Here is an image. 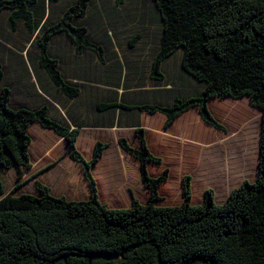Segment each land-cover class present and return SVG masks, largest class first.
Returning a JSON list of instances; mask_svg holds the SVG:
<instances>
[{
	"label": "trees",
	"instance_id": "obj_1",
	"mask_svg": "<svg viewBox=\"0 0 264 264\" xmlns=\"http://www.w3.org/2000/svg\"><path fill=\"white\" fill-rule=\"evenodd\" d=\"M61 1L0 0V16H7V26L16 31L21 23L26 42L32 45L33 38L36 40V55L26 62L32 67L34 81L26 83L25 89H31L42 100L52 102L53 98L58 102L47 92L57 88L66 103H76L82 88L69 80V75L79 72L74 81L95 82L85 78L89 72L79 65L74 72L61 66L49 48L57 37L65 36L71 41L76 55L92 52L101 64L105 62L104 53L110 51L107 60L114 61L102 82L114 89L107 99L91 104L92 113L98 112L102 118V123L91 127H113L115 123L135 128L138 148L124 138L118 143L125 154L139 162L141 183L149 197L145 205L132 199L126 209H107L98 201L90 173L107 144L96 142L92 158L86 161L75 149L80 129L87 127L84 121L70 128L53 119L48 106L40 103L33 110L12 108L10 90L1 88L0 264H264V0H150L161 22L158 48L150 63L151 91L127 85L124 68L111 53V37L105 35L104 42L93 40L82 25L95 0H69L67 5ZM126 1L115 0V4L120 6ZM134 38L131 44L140 36ZM0 48L6 49L1 44ZM14 48L9 49L14 52L11 54H17L18 47ZM178 51L181 70L197 85L191 93H198L187 99L169 96L167 106L155 101L134 103L132 94L154 92L165 86V65ZM20 52L28 53L25 48ZM21 56L14 58L26 66ZM2 65L1 62L0 83L5 70ZM29 68L23 69L20 77L26 78ZM126 69L129 70L127 63ZM37 87L50 98H41ZM120 89L123 93H119ZM131 89L135 91L129 94ZM244 98L261 113L258 173L254 181L241 182L220 204L215 203L214 192L208 189L202 203L193 206L191 177L186 175L182 179V202L160 206V187L167 182L169 171L164 169L157 177L149 175L148 165H159L162 160L150 151L146 130L134 119L141 114L163 116L162 129L167 131L179 117L198 109L203 123L226 133L211 114L209 102ZM71 108L77 110L73 105ZM33 123L67 141L69 157L80 165L88 184V200L54 197L40 182L35 184L39 196L15 194L30 169L28 131ZM103 255L116 259L105 260Z\"/></svg>",
	"mask_w": 264,
	"mask_h": 264
},
{
	"label": "rangeland",
	"instance_id": "obj_2",
	"mask_svg": "<svg viewBox=\"0 0 264 264\" xmlns=\"http://www.w3.org/2000/svg\"><path fill=\"white\" fill-rule=\"evenodd\" d=\"M61 2L62 5H67L70 1L62 0ZM156 12V8L150 0H127L120 6L115 4V0H95L91 10L82 20V25L86 27L91 39L104 42L105 35L111 37V49L113 50L111 53H115L116 59L124 68L123 80L125 83L135 87L139 85L140 89L149 91L152 90L153 85V82L149 78L150 63L152 56L158 48L161 33V22L158 18L159 15L157 16L158 12ZM98 14H100L99 17ZM6 22H8L7 16L1 15L0 44L6 49L0 48V63L2 62V66L5 68L0 89L7 88L10 90V106L12 108L24 107L33 110L38 105L39 98H37L31 89L26 90L25 84L34 81L32 67L30 66L29 68V63L26 62H29V57L36 55L35 39L33 38L32 45L27 43V36H25L26 32L23 25L19 23V31H12ZM21 32L24 34L22 35ZM137 35L140 38L136 43L131 44V41H134V37ZM38 38L39 36L36 39ZM65 38V36H60L52 42L49 47L52 55L60 61L62 67H67L69 71L74 72L77 65H79L81 69L89 72L85 78L95 81L94 83L78 81L77 86L82 88V93L76 103L71 102L68 106L73 105L76 107L87 124L102 123L100 114L98 112H94L93 114L90 107L95 101L105 100L104 98L107 99L111 95L110 91L114 87L106 86L102 81H105V71L114 59L111 61L107 60L110 51L109 53H104V64H101L92 52L87 51L84 54L76 55L73 44ZM14 46L18 47L17 54H11L14 52L9 50L13 49ZM22 47L26 49L27 54H20V48ZM178 52L171 56L165 65V74L167 71L168 75L165 76L163 83V85L170 84L174 92H166L161 88L154 92L132 94L135 89H131L129 94H132L133 98H135L134 103H150L151 101H155L162 106H167L170 97L175 95L183 97L185 96V89L191 91L193 87H197L194 80H191L181 70L180 52ZM19 55H22L21 57H23L26 66L19 65V60H15L14 56ZM126 63L129 70L126 69ZM27 68L30 70L28 76L26 78L20 77L24 73L23 69ZM38 71V73L43 74L41 70ZM75 74L80 73L76 72ZM75 74H70L69 78L73 80L76 77ZM45 79L42 78L43 81ZM124 81H121V83L124 84ZM47 92L56 99H66L57 88L52 87V90H48ZM119 93H123V90L120 89ZM126 98L129 99V96L126 95ZM208 107L213 117L226 128V133L206 126L199 118V115L194 114L196 113L194 111L188 114L190 115L189 119L187 118L188 116L181 118L177 123V127L172 131H164L161 127L162 119L159 120L160 118L158 117L151 120L148 115L141 114L138 118L141 128L146 130V139L150 151L162 160L159 165H148L149 175L157 177L162 170L168 169L169 171L167 182L160 188L159 194L162 197L160 206H176L182 202V179L186 175L191 177V205L193 206H198L202 203L203 194L208 189L213 190L215 203L218 204L225 200V195L238 187L241 182L244 180L253 182L257 176L261 126L260 111L252 108V106L250 107L246 98L238 101L231 99L212 100ZM238 110H241L242 113H239ZM69 114V116H73L71 115V111ZM65 116L68 119L67 113ZM193 116L195 120L190 121ZM64 121L68 123L65 119ZM134 121H137V119H134ZM121 122L123 121L121 120ZM204 128L208 130V136H205L203 133L202 129L204 130ZM41 131L40 126L36 124L29 130L33 144H30L32 150L36 148L37 140H40ZM103 132L110 133L111 131L103 130ZM120 135L124 134L116 132V136ZM124 136L129 144L136 141L131 135L127 134ZM182 136L184 140H181ZM88 137L93 138V136ZM94 137L96 141L98 140L110 147L113 145V141H115V135L114 137L111 135L107 136L105 137L106 139H103L102 136V139L99 140L95 133ZM120 138L124 137L120 136ZM167 139L169 140L167 141ZM75 148L86 161L91 159V148H87L86 146L79 148L77 144ZM63 154L66 155L62 151L58 158L62 157ZM115 156L117 155L115 154ZM136 169L137 173L135 176L137 178L139 170L138 167ZM90 172L96 183L94 174L97 172L96 175H102V169L97 167L96 171L93 165L90 168ZM30 183V185L25 187V190L22 188V192L30 189V187L32 189L33 182L31 181ZM55 186L57 188L61 187L59 178L56 180ZM99 186L102 191L101 184ZM96 189L97 195H99L98 187ZM139 192V189L135 192L136 200L145 203L147 193L145 190L142 193ZM73 195H76L75 192ZM106 200L109 202L105 203L100 198L98 199L107 209H126L129 207L127 202H120L113 198H106Z\"/></svg>",
	"mask_w": 264,
	"mask_h": 264
},
{
	"label": "crops",
	"instance_id": "obj_3",
	"mask_svg": "<svg viewBox=\"0 0 264 264\" xmlns=\"http://www.w3.org/2000/svg\"><path fill=\"white\" fill-rule=\"evenodd\" d=\"M68 79L71 80L70 78ZM71 81L73 83L78 84L77 83L78 81H74V80H71ZM37 88H38L39 94L41 95V98L43 97L50 98L49 96H46L45 94H43L40 91L39 87ZM161 88H163L164 90H168L169 86L165 85ZM195 88L196 87H193L192 91ZM184 94L185 96L183 97L178 96V97L182 99H187L192 95L191 91L186 90V89L184 90ZM36 96L37 98H39L38 95ZM50 99L52 102L46 101L44 99L42 100L39 98L38 105L39 103L43 105L44 104L47 105L49 108V115L53 117V119L61 123H65L64 120L62 119V116L59 115L60 113L57 110V109H60V111L64 113V116L67 113L69 120L66 117L65 118L67 119L68 123L70 124L68 125L71 128H73L75 124L80 123L81 121H84L82 115L79 114L77 110H73L71 106H68L71 102L66 103V101H64L65 99H62V100L59 99L58 102L57 100L53 98H50ZM70 111L75 113L74 116H69L68 113ZM193 111L196 112L194 114H198L196 109H193L187 112L183 116L179 117L175 121V123L170 126L168 130L172 131L174 128H176L177 123L181 120V118L188 116L187 118L189 119L190 115L188 114H190ZM194 116L191 118L190 121L195 120ZM139 117L140 115L137 116L136 119L140 125V121L138 119ZM149 117L151 120L156 117L160 118L159 120L162 119L161 120L162 125L165 120V118L160 115L149 116ZM84 123L87 126V128H82L80 130L76 144L79 146V148L82 146L91 148L92 149L91 156L93 154L94 146L96 142H98V140L96 141V138L94 137L95 133L97 134V139L99 140L102 139V136H103V139H106L105 137L107 136L111 135L112 137H114L115 135V138H114L115 141H113V145L111 147L107 145V148L105 149L102 157L99 159V161L96 164H94L96 171H97V167H100L102 169V172H101L102 175H96L97 172L94 174V177L96 180V187H98V192H99L98 199L100 198L101 201L106 203V202H109L108 200H106V198L107 199L113 198L114 200H117L120 202H125V203L127 202V205L130 206L132 199H136L135 198L136 190L139 189L140 190L139 193H142L144 190L147 193L146 202L145 203L140 202V203L143 205L147 204L149 194H148L147 189L141 183L139 162L133 160L131 157L125 154V152L120 148L119 143H118L120 136H123L125 139L124 135L128 134V135H131L134 140H136V141L133 140L134 142L131 143L130 145L133 146L134 148H138L139 143L136 138L135 128L130 125H126V124L117 126V124L115 123L113 127L99 126L97 128H94V127H91L92 125L87 124L85 121ZM35 124L36 123L31 124V126L29 127V130ZM40 129L42 131L40 132V140H37L36 148L32 150V147H30L29 149L30 169L24 174L21 180L22 185L15 192V194L20 195L22 193H26V194H31L34 196H39L36 190L35 184L36 182H40L41 184L49 188L50 194L54 197H64L67 201L88 200L90 197L88 184L84 178L80 165L74 162L73 160H71L69 157V153L68 152L66 153L67 145H68L67 141L63 137L58 136L57 134H55V132L51 130L43 129L41 126H40ZM103 130L105 131L110 130L111 132L105 133L103 132ZM116 132H122L124 135L116 136ZM88 136H93V138H89ZM183 138L184 137L182 136L181 140H184ZM31 144H32V140H31ZM62 151L65 152L66 155L63 154L62 157L58 158L59 154L62 153ZM32 152H34V154H32ZM115 154L117 156H115ZM137 167L139 170V176L136 178L135 174L137 173V169H136ZM58 178L61 181V187L57 188L55 186V183ZM31 181L33 182L32 189L30 187V189H27L26 191L22 192V188L25 190V187L30 185ZM100 184L103 189L102 191L99 186ZM69 186L71 187V189ZM74 192L76 195H73ZM230 192L225 195L226 198L228 197ZM222 202H224V200Z\"/></svg>",
	"mask_w": 264,
	"mask_h": 264
},
{
	"label": "clouds",
	"instance_id": "obj_4",
	"mask_svg": "<svg viewBox=\"0 0 264 264\" xmlns=\"http://www.w3.org/2000/svg\"><path fill=\"white\" fill-rule=\"evenodd\" d=\"M169 86V89L168 90H173V88L171 87V85L169 84L168 85ZM177 86V85H176ZM175 86V87H176ZM168 90H165V91H168ZM192 91V90H191ZM211 102V101H210ZM209 102V103H210ZM208 106H209V104H208ZM209 108V107H208ZM58 110V112L61 114L60 116H62V119L64 120H66L67 121V119L65 118L66 116H64V113H62V111H60V109H57ZM193 110V109H192ZM197 112H198V109H197ZM198 115H199V113H198ZM199 118H200V116H199ZM65 122V121H64ZM68 122V121H67ZM66 123V122H65ZM67 124H69V123H67ZM70 125V124H69ZM206 125V124H205ZM207 126V125H206ZM74 127V126H73ZM209 127V126H208ZM71 128V127H70ZM85 128H87V127H85ZM82 129V128H81ZM80 129V130H81ZM100 142V141H99ZM76 149V148H75ZM130 157V156H129ZM92 158V157H91ZM133 159V158H132ZM134 160V159H133ZM136 161V160H135ZM140 166V165H139ZM258 168V167H257ZM258 173V172H257ZM149 197V196H148ZM140 203V202H139Z\"/></svg>",
	"mask_w": 264,
	"mask_h": 264
},
{
	"label": "water",
	"instance_id": "obj_5",
	"mask_svg": "<svg viewBox=\"0 0 264 264\" xmlns=\"http://www.w3.org/2000/svg\"><path fill=\"white\" fill-rule=\"evenodd\" d=\"M101 258H103L105 260H110V259H116V256H106V255H103V256H101Z\"/></svg>",
	"mask_w": 264,
	"mask_h": 264
},
{
	"label": "bare ground",
	"instance_id": "obj_6",
	"mask_svg": "<svg viewBox=\"0 0 264 264\" xmlns=\"http://www.w3.org/2000/svg\"><path fill=\"white\" fill-rule=\"evenodd\" d=\"M238 109H239V108H238ZM189 111H191V110H189ZM238 112H239V113H242L241 110H238ZM202 131H203V133L205 134V136H208V135H209L207 129L204 128V130H202ZM257 166H258V165H257ZM233 180H235V179H233ZM161 187H162V186H161ZM161 187H160V188H161Z\"/></svg>",
	"mask_w": 264,
	"mask_h": 264
}]
</instances>
